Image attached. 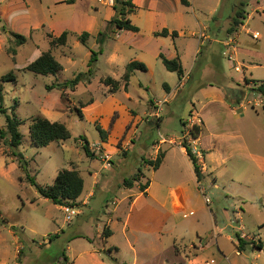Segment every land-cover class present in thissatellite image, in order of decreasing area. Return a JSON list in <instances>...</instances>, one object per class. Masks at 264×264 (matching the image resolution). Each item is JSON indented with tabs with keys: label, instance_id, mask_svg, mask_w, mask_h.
I'll list each match as a JSON object with an SVG mask.
<instances>
[{
	"label": "rangeland",
	"instance_id": "rangeland-1",
	"mask_svg": "<svg viewBox=\"0 0 264 264\" xmlns=\"http://www.w3.org/2000/svg\"><path fill=\"white\" fill-rule=\"evenodd\" d=\"M68 1L70 0H26L27 3L29 2L27 20L14 16L7 19L4 14L1 16L0 80L13 72L16 82H0V87L3 89V107L7 109L9 115L16 116L23 122L20 132L24 135V144L19 151L29 162V175L35 177L39 184L43 186L52 184L59 170H71L73 164L78 165L77 170L82 173L88 189L92 186L91 173L99 174L98 178L101 182H112L111 186L105 183L96 189V197L90 199L88 206L76 204L82 213L80 216L73 217L71 224L66 227L70 233L71 231L79 232L96 238L97 225L102 226V222L107 220L104 213L114 209L111 201L106 203V200L128 197V194L121 191L122 184L125 179L132 178L140 168L143 169L145 175L144 183L158 177L168 182L172 192L180 182L193 179L185 166L180 167L177 172H173L170 167L156 173L151 166L146 169L144 162L157 158L153 144L159 143L162 138H167L168 134H173L176 138L183 136L184 126L181 120L184 117L186 101L191 102L194 91L188 86L189 90H184L175 103L171 106L164 105L162 115H164L165 122L161 128L157 127L155 118L151 116V122H147L149 119L146 118L145 113L149 109L148 101L151 98L162 99L165 94L162 88L163 81H169L167 77L177 81L178 75L162 68L163 72H157L156 83H154V78L149 74L140 72L132 77L127 92L120 89L116 94H110L109 87L105 86L103 81L112 77L122 82L126 66L135 54L133 50L118 46L120 41H124L126 45L132 44L134 34L122 31L121 40L109 41L112 32L117 29L114 25H109L105 26L106 29L103 31L108 37L103 46L98 43L99 36L95 40L90 39L87 46H84L78 38L82 26L90 20L86 16L89 11L92 15L91 10L85 2L76 0L74 3H67ZM136 1L139 3L145 0ZM146 1L151 9L157 8L159 0ZM98 2L101 8L95 15L101 23L106 20H109V23L117 17L114 7L107 6L99 0ZM258 2L264 3V0H195L194 3L196 15L201 20L210 23L212 32H215L216 36H223L228 29L225 27L226 21L230 20L231 25L233 17L240 9H245L252 14ZM136 14L133 16L135 22L145 20ZM255 17L260 19L257 14ZM43 25L46 29L42 28ZM261 25L264 28V20H261ZM28 26L34 29L39 27L40 30L36 31V34L32 33L31 38L28 37L26 43L20 46L10 34L16 32L15 27L20 31ZM53 31L55 36H61L65 32L69 35L67 45L52 49L54 56L62 64L63 71L56 76H42L25 71L24 67L29 64V60L33 59L32 56L38 54L37 49L41 52L50 49V45L44 41H49L50 44L51 39L46 33ZM261 33L263 34L261 40L252 38L253 43L245 44L246 52L251 57L250 62L260 65V68L253 71L254 79L252 75L246 73L248 80L264 81V62L256 60V57L264 56V29ZM43 34L45 35L41 38ZM20 35L26 36V33L20 31ZM101 48L103 54L98 57L90 84L81 83L74 90L70 88L48 89L52 85L74 80L78 74L86 72L91 50L98 52ZM115 49L118 52L115 53ZM14 50L16 53L13 52ZM229 55L225 47L217 55L212 53L209 45H203L199 50L196 69L193 73V79L196 80L194 89L199 86H222L228 93L227 101L231 105H234L233 95L238 96L244 104H247L248 100H257L259 95L253 93L251 87L245 83L246 71L239 64L241 62L236 60V57L230 59ZM236 66L242 67V72H237ZM202 70H204V76ZM248 88H250L248 90L249 99L244 95ZM127 93L131 100L128 99ZM198 98L202 99V97ZM112 100L115 105L120 103L119 105L123 108L116 109L119 112L108 125L112 126L115 123L109 132L110 141L108 143L110 148H113L107 150L112 155V163L110 168L105 169L97 156L88 157L85 151L78 147L79 144L83 145L78 138L82 137L90 143L101 141L97 126L101 127V124H105L107 112L110 107L112 108ZM92 101L96 106L94 111L102 116V120L96 123L89 119L79 118V112L83 114L84 108L93 104ZM194 103L197 104V100ZM247 107V113L251 119L248 125L244 126V147L219 148L215 151L214 158L211 156L206 161L207 181L202 185L211 197L210 208L205 204L203 196L198 193V197L195 196L197 206L193 209L194 215L190 214L192 209L184 210L177 203L168 214V226L164 235L162 253L156 255L155 243L151 246L146 244L151 243L152 240L150 229L153 228V220L151 216L146 215L147 200L140 198L135 203L131 218L132 227L136 225L137 231L131 230L130 235L134 238L137 234L143 244L137 248L136 252H130L122 245L121 259L126 258V262L122 263L119 260L118 264H170L172 262L170 251L174 245H177L178 249L185 250L186 254L191 253V250L188 251L187 248L192 240L199 241L197 234L203 236V240H210L207 236L212 229L211 212L216 215L219 226L224 228L222 235L231 238L227 241V246L233 252L231 255L233 264H264V108L251 104ZM198 108L200 109V106ZM133 110L141 117L137 127L133 123L128 124L129 116L125 113L126 111L131 114ZM119 115L118 120L116 117ZM39 117L66 125L72 134V138L65 142L67 147L61 146V149L58 147L60 144L53 143L48 147L37 148L32 143L30 125L34 119ZM5 127V116L0 113V130H4ZM233 127L237 129V124ZM126 140H131L134 144L131 142L130 146H126L124 143ZM8 141L9 136L0 137V264H61L60 259L65 253L66 244L55 242L49 250L37 248V251L32 252L34 242L40 240V237L32 230L38 233L46 232L48 229L52 230L51 217L56 216L63 221L65 214L44 202L32 203L36 189L27 180V173L22 170L18 160L12 156ZM211 179L214 180V184H211ZM133 192H138V190L135 189ZM107 204L109 207L106 206ZM126 207V203L122 204L120 212L127 214L129 211H126ZM239 208L243 210L241 223L245 227L244 232L239 229L238 224L233 223L236 215H233L232 211ZM227 212H229L228 215ZM5 219L9 222L8 225L4 223ZM121 229L122 227L119 226L116 240L123 244L124 235ZM236 233L248 235L247 241H254L256 244L262 242L263 249L258 250L254 249L255 246H252L253 248L249 246L245 252L241 253V256H237L234 248ZM16 237L19 238V243ZM97 242H99L98 239ZM101 244L98 243L97 246L101 247ZM17 246H19V252L16 259ZM105 257L111 260L109 256L105 255Z\"/></svg>",
	"mask_w": 264,
	"mask_h": 264
},
{
	"label": "crops",
	"instance_id": "crops-1",
	"mask_svg": "<svg viewBox=\"0 0 264 264\" xmlns=\"http://www.w3.org/2000/svg\"><path fill=\"white\" fill-rule=\"evenodd\" d=\"M75 1L76 0H70L67 3H74ZM78 1L87 3L89 10H91L92 13V15H90V11L87 13L88 15L86 17H89L90 20L87 21L86 25L82 26L81 32L79 34L80 36L78 38L80 42V37L84 33H88L89 34V38L87 40V44H88L90 39L95 40L100 33H103L104 29H106V27L108 26L109 20H106V22L103 21L101 23V20L96 18L95 13L99 12V9L101 8L100 7L101 4L98 2V0H78ZM185 1L187 3H184V0H159L157 2V6H156L157 8L151 9L150 4H148L146 0L139 3H137V1L134 0L133 3L136 6V8L132 12V14L129 15V19L132 21V24L139 29V31L132 32L127 30L116 29L115 31L112 32L113 34L112 36H110L109 41L115 42L116 39L121 40L122 31L131 32V34L133 33L134 37L132 44L126 45L124 41H120L118 47L123 46V48H127L128 50H133L135 56L131 62L136 61L145 64L147 67V71L143 73L149 74V76L154 78L153 79L154 83H156L155 79L157 72L158 71L163 72L162 68L166 69L161 56H164L165 58L170 60L178 58L182 63L184 69V77L180 79L178 76L177 81L175 79H172L171 77H167L169 78V81H163L162 83V88L165 93L164 97L162 99L151 98L148 101L149 109L145 113V116L146 118L149 119L147 122H151L150 121L151 117L155 118L157 127L161 128V125H163V123L165 122V118L164 115H161V119L158 121L157 118L154 116L156 111V106H154L155 104L154 101L164 102L162 106L163 108L165 104L171 106L173 103H175V101L179 98V96L183 94L184 90L188 91L189 89H191L194 91L191 102L186 101L184 117L181 120L184 126L183 136L181 138H176L173 134L172 135L168 134L167 138H162V140L159 143L153 144V148L155 149L157 155L159 152H163L165 155L160 168L158 170H155L156 173L161 172L164 168H170V167L173 172H177L179 171L180 167L185 166L189 170V173L191 174V177L193 179L188 182H180L179 185L176 186L175 190L172 192L171 191L172 189H170L168 182L158 177L152 180H148L146 181L147 183H144L145 181L143 180L145 179V175L143 172V178L141 182L135 184V186L132 189L121 188L122 193L128 194V197H125L123 199L114 198V199L106 200V203L111 201V203L114 205V209L112 211L109 210L108 212L104 213V216L106 217L107 220L105 222H102V226L97 225L96 238H92L88 235L80 234L79 232L71 231L70 233V230H67L66 227L67 225L71 224L73 219L70 222H68L65 215V219L63 221H60L58 217L52 216L51 217V224L53 225V228H51L52 230L48 229L46 232L43 233H38L36 230H32L35 235H38V237H40L39 242H34L33 245L34 247L32 246V252L35 250L37 251V248H46L49 250L51 249L53 243L60 242L66 244L65 253L63 254V258L60 259L61 264H112L111 260L110 259L107 260L105 255L109 256V258L117 259L118 262L120 260L122 263H124L126 262V258H124L123 260L121 259L122 245L130 252H136L137 248L143 244V242L141 241V239L138 237L137 234L134 235V238H132L130 234H131V230L137 231L136 225L132 227L133 224L131 223L132 211L134 210L135 203L140 198H145L147 200L146 215L151 216L153 220V228L150 229V237L152 238V240L150 241L151 243L147 242L146 244L151 246V244L155 243L156 255H159V253H162V249H163L162 245H163L165 231L168 226L167 218L170 210H172L173 207L175 208L177 203L181 205V208H183L184 210L195 209L197 206L195 203V196L198 197L197 193L201 194L205 201L201 188L208 193L206 188L202 185L203 182L207 181V173H208V168L206 164L207 159L211 158V156H213L214 158L215 151H218L219 148L230 149L234 146H237L236 148L244 147V126L245 124L248 125V122L251 119V117L247 113L248 104H244V101L243 102L241 101L239 104H237L239 97L233 95L234 98L232 102L234 103V105H231L227 101V99L229 98L228 93L226 89L222 86H215V85L199 86L198 88L194 89L196 80L193 79V73L196 69L199 50L203 45L206 44L209 45L212 48V53L218 55V52H220V50L223 51L225 47V42L229 39V37H232L233 39H235L238 48L237 53L235 55L236 60L241 62L239 64L242 65V67L246 71L245 79H247L246 73L252 75V79H254L253 71L256 68H260V65L252 64V62H250L251 57L246 52L245 44H249L250 42L253 43L255 39L254 40L252 39L253 38L252 34L254 33L260 34L261 38L259 40L263 38V34L261 33V30L264 28L263 25H261V20L262 21L264 20V3L258 2V4L253 8L252 14H249L246 11L247 18L245 21L247 22L245 24L244 21V24L239 28L238 32L232 35L228 33V29L230 28L229 26L230 20H228L226 21L225 24L226 25L225 27H228V29H226L227 33L224 34L223 36L220 35L216 36L215 32H212L210 23L208 21L201 20L196 15V7L194 3L195 0H185ZM28 6H29V2L27 3L26 0H0V18L4 14V17L7 19H9L11 16H14L17 18L22 17L27 20L28 18L27 13L29 10ZM113 11L112 13H114ZM135 13H137L136 16L137 15L140 17L142 16L143 18H145V20L144 21L139 20V22H135L133 20V16H135ZM255 14L259 15L260 19H257L255 17ZM42 28L46 29V26L43 25ZM15 30L17 32L19 31V28L15 27ZM38 30H40L39 27H35L34 29L33 27L28 26L24 29H21L20 31L22 33H26L25 36L26 38L28 37L31 38L32 33L36 34V31ZM164 30H168L169 35L159 36L158 34L162 33ZM20 31L18 33L16 32L14 33L20 35ZM173 32L178 33V36L176 38L172 36ZM46 34L49 35L51 41L53 38L60 37V36H55L54 31L50 33L47 32ZM44 35L45 34H43L41 38ZM44 42L50 45V49L47 51L50 50L52 51L51 42L50 44L49 41H44ZM36 44H34V46L38 47V45ZM87 44L86 45L83 44V45L87 46ZM37 51L38 54H36V56H32L33 59L31 61L29 60L28 65H30L32 62L37 60L44 53L41 52L39 49H37ZM114 52L116 53L118 52V50L115 49ZM90 57H91V53H90ZM16 60H17V56H16ZM256 60L264 62V56L256 57ZM140 72L141 71H136L133 76H137ZM202 73L204 76V70H202ZM188 86L189 89H187ZM121 89L125 90L124 86H122ZM228 90L231 91L230 88H228ZM248 90H250V88L246 90L244 95L245 98L249 99ZM125 92L127 91L125 90ZM127 97L129 100H131L128 93H127ZM198 97H202V99L206 100V102H204V100ZM195 100H197L198 105L194 103ZM112 101H113L112 108L110 107L109 111L107 112V118L105 120V124H101V127L108 134V139L106 142L102 141V139L100 142H97V143H102L106 151L113 148V147L110 148L108 143L110 141L109 132L112 130V127L114 126L115 123L112 126H108V125L110 124V121L115 116V114L119 112L116 109L123 108L122 105H119L120 103L119 104L117 103V105H115L114 100ZM198 106H200V109L198 108ZM94 108H96L94 103L84 108L83 120L89 119L90 121L95 123L96 121L102 120L101 114L95 112ZM194 112L197 113L202 120V125H200L201 132L197 138L191 136V134H189L190 133L189 130L184 125V122L189 117V115ZM125 113L127 114V116H129L128 124L133 123V125L137 127V125L139 124V120L141 119L138 112H135L133 110L131 114L126 111ZM119 118L120 115L116 117V119L118 120ZM235 124H237V129L233 127V125ZM241 126L243 127L242 129ZM78 139H80L79 141H82L84 144V141L81 137H79ZM65 142H54V143L60 144L58 145V147L62 149V147L65 146ZM131 142H132L131 140L129 141L126 140L124 143L126 144V146H130ZM184 142H187V144L192 149L197 150L198 156L196 157L199 161L200 166L202 167V173L204 175V179L202 180V182L198 181L193 163L188 156L186 148L182 145V143ZM93 144H96V142L90 143V148L91 145ZM78 147L83 149L82 144L81 145L79 144ZM223 161H225V159H223ZM28 166H29V162H28ZM149 166L150 165L145 164L144 162V167L146 169ZM72 167L73 169L77 170L78 165L73 164ZM77 171L80 173L81 177L83 178L82 173L79 170ZM37 173L39 174V171ZM28 175H29V170H28ZM91 176L93 177L92 186L88 189L86 181L84 180L85 182L84 192L76 203L84 207L89 205L90 199L96 197V189L100 188L105 183L108 184V186H111L112 184L111 181L101 182L98 178L99 174L91 173ZM54 182L55 180L53 181V183ZM37 183L39 184V182ZM214 183H215L214 180L211 179V184ZM52 184H48L44 187L51 186ZM146 184H148L147 188L145 189V191H143L141 189V186ZM135 189L138 190V192H133V190ZM134 198L135 200H133ZM41 202L56 207V209L64 212L62 206L55 205L52 201L43 198L38 194L36 190V193L32 197V203H41ZM124 203H126L127 206L125 208L126 211L127 212L129 211L128 213L126 212L127 214H123L122 212H120V206ZM76 204L75 206L77 207ZM106 206L109 207L108 204ZM207 207L210 208V206L208 205ZM77 210H78V214L76 216H80L82 211L81 209H78V207ZM239 211L241 213L242 216L241 218L243 221L242 208L234 209L232 211V214L236 215ZM190 214L194 215L195 214L194 210L191 211ZM228 214L229 212H227V215ZM210 215H211L212 229L209 236H207V239L210 238V240L209 239L208 241L203 240L204 239L202 238L203 236L197 234L199 241L197 242L196 240H192L191 244L187 248L188 251L191 250V253L188 254L184 253L185 250L178 249L177 245H174L173 249L170 251L171 260H172L170 264H203L205 261L211 259H214L217 264H233L231 260L232 258L231 255L233 254V252L229 250L227 246V241H230L231 238L230 237L226 238L225 236L222 235L224 228H221L219 226L215 214L211 212ZM106 226L111 230L112 234L108 239L105 240L102 235L104 232V228ZM119 226L122 227L121 230L124 235L123 244H120V242L116 240L117 233L119 231ZM22 229L24 231V228ZM51 236H56V237L51 241L50 239ZM97 239L99 242H97ZM17 240L19 243L20 242L19 238H17ZM98 243H102L101 247L97 246ZM260 243H257V245ZM200 246H203V248H201ZM234 248L236 251V255L241 256V253L237 249L236 240H235ZM18 249L19 246H17L16 249V256H15L16 259L18 258V252H19ZM254 249H258V248L256 247Z\"/></svg>",
	"mask_w": 264,
	"mask_h": 264
},
{
	"label": "trees",
	"instance_id": "trees-1",
	"mask_svg": "<svg viewBox=\"0 0 264 264\" xmlns=\"http://www.w3.org/2000/svg\"><path fill=\"white\" fill-rule=\"evenodd\" d=\"M184 3H187L184 0ZM246 6V5H244ZM136 6L133 3V0H115L114 9L117 12V17L111 20L108 23L109 25H114L117 29L120 30H127L132 32H138L139 29L132 24V21L127 18L130 15ZM247 18L246 10L240 9L237 11L236 15L233 17L232 23L230 28L228 29V33L230 35L238 32L239 28L244 24V21ZM11 37H13L18 45H23L26 43L27 38L23 35L11 33ZM159 36H168V30H164L162 33L158 34ZM172 36L176 38L178 36L177 32H173ZM89 38L88 33H84L80 37V41L82 44L86 45L87 40ZM108 37H106L105 33H100L98 37V43L100 46H103L106 42ZM68 42V33H63L58 38H53L51 41L52 49L59 46H65ZM13 52L16 53L14 50ZM103 53L102 48L97 51H91V57L88 61L86 72H82L76 76L74 80L66 81L62 84H56L48 87L49 90L59 88L60 90H64L66 88H70L74 90L78 85L81 83L90 84L92 81V77L94 76V67L98 62V57ZM163 63L166 69L170 72L176 73L179 78L184 77V69L182 63L178 58L170 60L161 56ZM27 72H32L36 75L42 76H49V75H58L60 72L63 71L62 64L56 59L53 55L52 51L44 52L37 60L32 62L28 65L25 69ZM136 71L145 72L147 71V67L145 64L133 61L129 63L126 67L125 74L122 77V82L113 79L112 77L106 78L103 83L105 86L109 87L110 94H116L123 86L125 90H128L129 83L131 81L132 76L135 74ZM16 82V76L13 72L7 74L6 76L2 77L0 82ZM247 86L255 85L252 87V92L255 94L260 95L264 98V81H252V80H245ZM4 96H3V89L0 87V113L5 116L6 119V127L4 130H0V137L3 138V135L9 136L8 145L11 150V154L15 157L22 170L27 173V180L29 183L37 190L38 194L45 199L52 201L55 205L58 206H66L71 205L75 206L77 201L80 199L84 192L85 182L84 179L81 177L80 173L75 170L69 169H62L59 171L55 182L51 186H41L37 183L34 177L28 175V161L22 152H20V148L24 144V135L20 132V127L22 126V121H20L16 116H11L8 114L7 109L3 107ZM241 102V99L238 98L237 104ZM93 103V101L91 102ZM90 103V104H91ZM86 106V105H85ZM79 118L83 119V114L79 112ZM183 124V123H182ZM159 125V124H158ZM184 125L186 123L184 122ZM97 130L100 134L102 141H107V132L100 126H97ZM201 129L200 126H195L191 129L190 134L194 138H197L200 135ZM30 136L33 144L37 148H44L48 147L50 144L54 142H65L72 138V134L70 130L66 127L65 124L60 122H52L45 117H39L32 121L30 125ZM82 138V137H81ZM84 141L83 150L85 151L86 155L91 158H95V154L91 151L90 143L82 138ZM182 145L186 148L188 156L193 163L194 170L199 182H202L204 179V175L202 173V167L199 164L197 157L193 154L192 148L187 144V142L182 143ZM165 155L163 152H159L157 158L155 160H145V164L150 165L153 167L154 170H158L163 162ZM143 178V170L140 168L138 172L129 179H125L122 186L126 189H132L135 184L140 183ZM147 185H142L141 189L145 191ZM4 223L8 225V221L5 219ZM15 228V227H13ZM111 230L106 226L103 232V238L106 240L111 236ZM56 236H51V241ZM237 249L240 253L245 252L249 246H255L259 250L263 249V244H256L254 241H247L241 238L240 233L235 234ZM111 262L114 264H118L117 259L111 258Z\"/></svg>",
	"mask_w": 264,
	"mask_h": 264
},
{
	"label": "built area",
	"instance_id": "built-area-1",
	"mask_svg": "<svg viewBox=\"0 0 264 264\" xmlns=\"http://www.w3.org/2000/svg\"><path fill=\"white\" fill-rule=\"evenodd\" d=\"M100 2H102L103 4L107 5V6H111L114 7L115 5V0H99ZM253 39L255 40H259L260 39V34L259 33H254L252 34ZM225 48L228 50V52L230 53L229 57L230 59L234 58L236 53H237V43L235 41V39H233L232 37H229V39L225 42ZM226 54V52H225ZM236 71L237 72H242V67L240 66H236ZM251 87H255V85H251ZM154 106H156V111L154 116L157 118V120L159 121L161 119V115H162V106L164 104V102H160V101H154ZM248 105H254L256 107L259 108H264V98H262L259 95V98L257 100L251 101L248 100L247 102ZM186 123V128L189 130V132L191 131V129H193V127L195 126H200L202 125V120L201 118L198 116L197 113H191L189 115V117L186 119L185 121ZM190 134V133H189ZM91 150L95 153V156H97L99 158V160L103 163V167L105 169L110 168L111 167V163H112V155L109 154L105 148L104 145L102 143H96L91 145ZM193 150V154L195 156H198L197 150L196 149H192ZM204 198H205V202L208 206H210L211 204V197L208 195L207 192H205L202 188H201ZM63 211L64 214L66 215V219L68 222H70L73 217H75L78 214V210L75 206H71V205H66L63 206ZM241 213H237L236 214V218L233 220V223H236L239 225V229L244 232L245 231V227L242 225V218H241ZM241 238L244 240H248V235H246L245 233L240 234ZM201 248H203V246H200ZM203 264H217L216 261L214 259L211 260H207L205 261Z\"/></svg>",
	"mask_w": 264,
	"mask_h": 264
}]
</instances>
